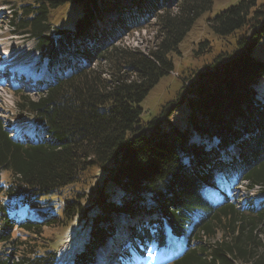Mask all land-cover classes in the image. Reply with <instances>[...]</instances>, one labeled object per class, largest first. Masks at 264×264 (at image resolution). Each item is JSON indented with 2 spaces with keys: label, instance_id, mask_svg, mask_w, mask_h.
<instances>
[{
  "label": "trees",
  "instance_id": "obj_1",
  "mask_svg": "<svg viewBox=\"0 0 264 264\" xmlns=\"http://www.w3.org/2000/svg\"><path fill=\"white\" fill-rule=\"evenodd\" d=\"M0 4L9 6L11 32L34 42L54 76L34 97L13 92L19 117H29L35 135L11 137L0 121V264H56L55 251L39 254L36 243L45 228L72 219L84 225L75 226L83 242L70 264H94V251L114 238V218L127 224L126 259L153 248L164 264H264V102L253 89L264 78V61L252 56L264 40V1L239 0L207 21L218 37L240 34L231 54L185 79L191 82L183 85L185 127L172 132L158 120L140 125V104L173 71L168 56L179 54L212 0ZM65 5L74 8L73 26L51 25L49 12ZM152 20L155 42L146 54L119 44ZM92 169L101 185L65 199L62 217L48 212ZM242 182L260 193L258 203L238 206L230 198ZM210 191L220 200H210Z\"/></svg>",
  "mask_w": 264,
  "mask_h": 264
},
{
  "label": "rangeland",
  "instance_id": "obj_2",
  "mask_svg": "<svg viewBox=\"0 0 264 264\" xmlns=\"http://www.w3.org/2000/svg\"><path fill=\"white\" fill-rule=\"evenodd\" d=\"M238 1L212 0L211 10L204 13L194 22L178 46L179 54H170L168 56L173 71L161 77L140 104V125L158 120L160 121V128L163 131L172 132V129L179 131L184 129L187 99L183 95L185 93L183 85L186 87L191 83L190 81L186 82L185 79H189L193 74H195V77L193 75L192 79L198 78L201 73L207 70L206 66L216 57L221 54H231L235 49V41L240 34V32H235L229 37H218L209 29L207 21L222 13L228 7L235 5ZM257 1L258 3H262L264 0ZM124 2L128 3V0H124ZM102 11L109 12L106 8L102 9ZM8 14L9 6H0V57L2 58L3 51L8 54V57L0 59V65L2 64L0 69L10 68V72H14V78H11V74L5 73L6 75H3L4 81H7L5 85L0 80V121L11 137L19 136L17 138H26L25 133L27 135H35V131L28 116V118L26 116L19 117V113L16 110V98L13 92L19 90L24 95L34 97L40 85L45 81H52L54 76L52 72L46 71L44 65L38 60L34 42L28 36L11 32L5 19ZM74 19V8L70 5L50 11L48 15L49 23L56 27H72ZM153 23L154 21L152 20L146 25V28L138 31L134 30L130 34H126L127 36H124L119 41V44L121 43L125 47L146 54L155 42L154 31L150 26ZM204 42H207L208 47H203L204 49L201 50V53H198L200 50L199 44ZM252 56L264 61V40H261L257 44L252 52ZM6 63L9 64L6 66ZM24 71V75L17 76L24 73ZM253 89L255 90L256 98L264 102V78L253 85ZM2 176H5V173ZM98 180L99 185H101L103 183L102 178L94 169L89 171L88 174H84L80 177L79 182L66 187L57 199H53L54 202L52 201L49 204L48 212L62 217V214H60L62 202L65 199L72 198L76 193L90 192L96 188ZM245 185L246 183L243 182L237 185V187L232 188L229 191L230 198L238 206L242 205L245 200H249L253 204L258 203L262 198L260 193L246 190ZM207 196L212 201L220 200V196L216 191L208 192ZM56 201H59V203ZM45 210L44 206L37 208L34 210V214H41ZM140 223L141 221H138L137 225ZM113 224L116 227L114 238L94 251V257L96 256L94 264H119L116 261L118 255L121 257V264H164L159 259L158 250L153 248L145 251L142 257L133 253H130L128 259L121 256L129 249L128 239L125 236L127 224L122 218L118 220L114 218ZM76 225L84 224L78 222L76 219H72L67 220L61 227L45 228L42 239L36 243L38 245L37 252L42 254L44 251L53 250L55 251L56 264H70L72 250L78 246L76 244L81 245L83 242L80 232L75 229ZM259 229L263 233L261 238L264 239V225H261ZM105 246L109 247L106 249Z\"/></svg>",
  "mask_w": 264,
  "mask_h": 264
},
{
  "label": "bare ground",
  "instance_id": "obj_3",
  "mask_svg": "<svg viewBox=\"0 0 264 264\" xmlns=\"http://www.w3.org/2000/svg\"><path fill=\"white\" fill-rule=\"evenodd\" d=\"M4 57H8V54L5 52V51H3V54H2ZM7 59V58H6ZM11 61H13V59H11ZM9 64V63H8ZM7 63H6V66L8 65ZM13 64V63H12ZM0 66H2V64L0 65ZM4 70V69H3ZM25 72V71H24ZM4 73H6L5 72V70H4ZM8 74V73H7Z\"/></svg>",
  "mask_w": 264,
  "mask_h": 264
}]
</instances>
